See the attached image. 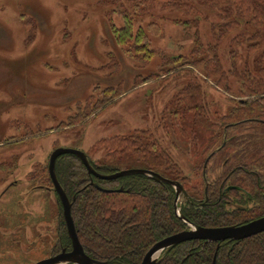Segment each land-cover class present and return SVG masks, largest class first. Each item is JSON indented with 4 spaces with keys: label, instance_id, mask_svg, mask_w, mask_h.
Here are the masks:
<instances>
[{
    "label": "rangeland",
    "instance_id": "374dc122",
    "mask_svg": "<svg viewBox=\"0 0 264 264\" xmlns=\"http://www.w3.org/2000/svg\"><path fill=\"white\" fill-rule=\"evenodd\" d=\"M98 1L0 0V220L7 230L0 228V251L4 250L5 264H34L49 253L58 227V202L52 191L31 184L27 176L36 164L45 165L56 148L78 150L92 160H101L104 151L93 148L98 140L149 131L188 178L185 187L198 185L194 167L222 139L212 144L216 130L208 124L237 105L241 81L235 72L246 66L252 69L264 52L261 45L247 55V42L242 41L236 44L238 51L232 59L230 40L246 31L236 29L223 38L214 53L226 77L225 92L216 85L220 71L214 79L205 80V62L181 67L172 63L179 56L192 60L196 36L207 49L214 43L212 25L223 23L216 9H204L200 0H181L202 14L157 7L152 15L139 20L136 27L155 22L163 29L162 37L150 38L154 58L142 64L120 51L108 25L107 15L116 27L122 26L118 10L127 3L119 0L99 5ZM187 21L193 22L184 25ZM212 55L207 51L201 59ZM165 61L169 64L164 65ZM169 72L175 76H167ZM151 75L156 79L142 83ZM189 84L201 85L206 116L189 114L176 119L169 113L172 100ZM118 85L117 102L94 120L55 131L77 112L79 103ZM238 131L245 132L241 127L230 134ZM28 136L31 138L26 139ZM232 152L226 149L215 154L212 178L223 172V161ZM105 163L117 172L144 168L130 153Z\"/></svg>",
    "mask_w": 264,
    "mask_h": 264
},
{
    "label": "trees",
    "instance_id": "16d2710c",
    "mask_svg": "<svg viewBox=\"0 0 264 264\" xmlns=\"http://www.w3.org/2000/svg\"><path fill=\"white\" fill-rule=\"evenodd\" d=\"M115 1L119 0H99L98 3L108 5ZM124 1L127 7L118 10L122 20L121 27H116L107 15L110 33L114 43L125 56L142 64H149L154 58L155 51L151 47L150 38L162 37L163 29L155 22H150L145 27H136L139 20L152 15L157 7H174L190 14H202L201 10L181 0ZM199 3L204 9H216L223 23L218 26L212 25L214 43L209 45V49L205 46L204 48L196 36V48L191 53L192 60L179 56L174 58L172 63L180 64L181 67L196 66L205 62V80L214 79L220 71L216 85L226 92L228 91L226 77L221 72L214 52L223 38L241 28L246 33L236 32L237 34L230 40V47L233 48L232 59L236 58L238 51L235 49L236 44L242 41L247 42V55L254 54L259 46L264 45V0H200ZM194 22L198 23V20ZM207 51L214 55L204 61L201 56ZM165 63L169 64L167 61L164 65ZM235 75L241 81L237 105L230 108L227 114L220 116L217 121L208 124L209 128L216 130L212 144L222 138L221 143H217L213 149L214 155L211 159L218 152L233 150L232 155L223 161V172L217 177L216 182L221 183V180L227 179L230 184L240 187L254 198L257 207L251 211L236 209L231 214L227 213L226 209L220 206L223 204V197L229 192L222 193L218 185L213 188L210 184L203 208L195 209L193 206H189L188 209L180 208L181 214L187 220L205 228L239 225L264 216V52L253 62L252 69L246 66L241 72H235ZM167 76L175 75L169 72ZM155 79L156 76L151 75L144 78L142 83ZM200 86L189 84L179 91L172 100L170 115L182 120L189 114L194 117L206 116L204 92ZM120 88V85L108 87L98 98L89 96L84 103L77 105V112L68 117L66 122L61 123L55 131L68 130L94 120L117 102L121 94ZM241 127L245 130L244 133L238 131L236 135L230 134ZM93 148L104 151L101 160L90 159L91 166L100 174L117 172L105 162L130 153L136 161L144 165L143 169L159 170L163 176H170L167 178L179 182L188 179L173 163L168 151L149 131H136L128 136L101 139ZM202 168L203 163L194 167L195 177H202ZM55 174L70 200L71 216L78 240L85 254L92 259L114 261L118 264H141L144 254L154 243L187 229L186 224L174 213V190L167 184H159L138 174L115 180H100L89 175L81 161L71 154H64L56 159ZM27 180L34 185L52 187L48 162L45 165L36 164ZM92 183L99 189L111 192L101 191ZM121 187L124 189L123 192H115ZM202 187L203 184L200 183L199 188L196 185L191 189L204 201ZM55 196L58 202L57 195ZM58 206L56 252L62 245L70 249L59 202ZM161 258L159 264H264V232L238 242L232 240L217 243L184 242L165 250Z\"/></svg>",
    "mask_w": 264,
    "mask_h": 264
},
{
    "label": "water",
    "instance_id": "95a60500",
    "mask_svg": "<svg viewBox=\"0 0 264 264\" xmlns=\"http://www.w3.org/2000/svg\"><path fill=\"white\" fill-rule=\"evenodd\" d=\"M64 154L74 155L81 161L89 175L101 180H115L120 177L138 174L146 176L158 183L167 184L173 188L175 195V199L173 202L174 213L177 218H179L189 227V229L172 234L154 243L144 254L141 264H159L162 260L161 255L165 250L184 242L193 240H200L204 241L205 243H216L226 240L238 242L240 240L264 232V216L239 226L234 225L216 228H205L192 224L181 214L179 208V204H181V201H187L189 199L186 191L179 182L166 179L161 175L146 169H131L126 171L114 172L108 175L100 174L91 166L90 158L83 152L69 148H56L49 156L48 174L52 182L53 190L57 195L59 203L61 205L62 216L66 226L68 237L71 241V250L69 252L62 251L60 254L54 257L42 259L34 264H118L114 261H99L92 259L83 251V248L77 237L73 218L71 216L70 200L66 196L63 186L59 184L55 174V161L59 156ZM93 186L98 188L95 184H93ZM99 190L104 192H111L110 190ZM123 191L124 190L121 187L115 192L121 193ZM126 192H128V190Z\"/></svg>",
    "mask_w": 264,
    "mask_h": 264
},
{
    "label": "flooded vegetation",
    "instance_id": "af4514ba",
    "mask_svg": "<svg viewBox=\"0 0 264 264\" xmlns=\"http://www.w3.org/2000/svg\"><path fill=\"white\" fill-rule=\"evenodd\" d=\"M214 154H213V152L212 153H210L208 156H206V158L204 159V161L202 162L203 163V168H202V171H201V175H202V177L201 178H198V180L197 181H199V183H202L203 184V187H202V191H203V195H204V198H203V200L204 201H202L201 200V198H200V196H198V195H195L196 194V191H194V190H192V189H190V188H186L185 187V182H186V180L185 181H183V182H179V181H177V180H174V179H170V178H167V177H165V176H163V173L161 172V171H159V170H156V171H153V172H155V173H157V174H159V175H161L162 177H164V178H166V179H169V180H173V181H176V182H179L182 186H183V188H184V190L186 191V193H187V195H188V197H189V199L187 200V201H181V204H179V208H183V207H186L187 209H188V207L189 206H193L195 209H197V208H203L204 207V205H205V203H206V201H207V192H208V187H209V185L211 184V186L210 187H213L214 188V186L215 185H218V189L219 190H221L222 191V193H226V192H229L228 194H226V196H224L223 197V204H221V206L220 207H223L224 209H226V211H227V213H230L231 214V212L233 211V210H238V211H247V210H253V209H255L256 207H257V204L255 203V199L254 198H252V197H250L249 196V194H246L244 191H243V189H241L240 187H237V186H235V185H232V184H230V182L229 181H227V179L226 180H221V183H218V182H216L217 181V177L215 178V177H213L212 178V174L214 173V166L212 165V163H211V158H212V156H213ZM152 171V170H151ZM94 177V176H93ZM208 177V178H207ZM96 178V177H95ZM98 179V178H97ZM101 180V179H100ZM154 181V180H153ZM156 182V181H155ZM214 182V183H213ZM226 182V183H225ZM158 183V182H157ZM199 183H198V188H199ZM92 184H94V183H92ZM159 184H164V183H159ZM96 185V184H95ZM39 187L38 188H41V189H44V190H46V191H52L54 194H55V192H54V190H53V186L52 187H47V186H40V185H38ZM31 188H33V187H31ZM34 189V188H33ZM124 190V189H123ZM234 191H237V192H239V193H236V194H234L233 192ZM263 195V194H262ZM3 196V194H1V197ZM0 197V198H1ZM55 198H56V196H55ZM58 198V197H57ZM174 199H175V195H174ZM58 202H59V200H58ZM60 204V203H59ZM258 208H259V206H258ZM258 208H257V210H258ZM181 210V209H180ZM61 216H62V209H61ZM263 217V216H262ZM62 218H63V216H62ZM258 219V218H257ZM253 220H255V219H253ZM253 220H251V221H253ZM189 221V220H188ZM63 222H64V219H63ZM74 222V221H73ZM190 222V221H189ZM237 222H238V220H237ZM250 222V221H249ZM246 223H248V222H245V223H243V224H246ZM193 224V223H192ZM243 224H239V225H243ZM64 225H65V223H64ZM238 225V226H239ZM187 226V225H186ZM232 226H234V225H232ZM3 227H4V224H3V221L2 220H0V228L2 229V230H4L5 232H7V230H5V229H3ZM65 229H66V226H65ZM189 229V227L187 226V229H185V230H188ZM182 231H184V230H182ZM181 232V231H180ZM66 233H67V230H66ZM53 239H52V243H51V248H50V250H49V253L47 254V255H45V256H43L42 257V259H46V258H49V257H54V256H56V255H58V254H60L62 251H65V252H69L70 250H71V241H70V239H69V237H68V234H67V237H68V239H69V241H70V249H67L66 248V246H59V251L58 252H56V248H55V246H56V242H57V239H58V236H57V231L55 230V232H54V234H53ZM165 238V237H164ZM163 239V238H162ZM193 241H200V240H193ZM202 242H204V241H202ZM13 243V241L11 242V244ZM208 243H210V242H208ZM217 243V242H216ZM2 247H0V249H1ZM3 251L4 250H1L0 251V261L2 260L3 261V255H1L2 253H3ZM163 254V253H162ZM41 259V260H42ZM38 262V261H37ZM0 264H5V262L3 261V262H0Z\"/></svg>",
    "mask_w": 264,
    "mask_h": 264
}]
</instances>
